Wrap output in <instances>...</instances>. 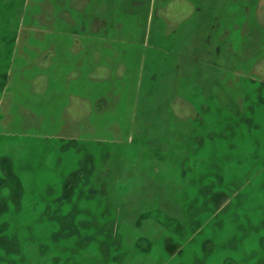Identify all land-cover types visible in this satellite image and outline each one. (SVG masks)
Returning a JSON list of instances; mask_svg holds the SVG:
<instances>
[{"label": "rangeland", "instance_id": "obj_1", "mask_svg": "<svg viewBox=\"0 0 264 264\" xmlns=\"http://www.w3.org/2000/svg\"><path fill=\"white\" fill-rule=\"evenodd\" d=\"M0 264H264V0H0Z\"/></svg>", "mask_w": 264, "mask_h": 264}]
</instances>
